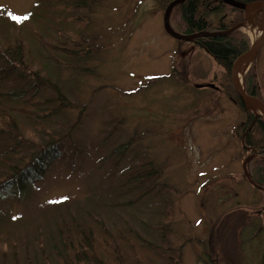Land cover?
Segmentation results:
<instances>
[{"label": "rangeland", "instance_id": "obj_1", "mask_svg": "<svg viewBox=\"0 0 264 264\" xmlns=\"http://www.w3.org/2000/svg\"><path fill=\"white\" fill-rule=\"evenodd\" d=\"M40 2L54 8L33 15ZM69 3L0 0V41L15 34L25 39L48 81L36 92L29 91L38 81L29 73L0 83V102L28 93L38 98L29 104L41 113L48 103L57 105L40 120L63 138L43 178L31 176L25 191L15 184L0 190V249L7 260L30 249L41 264L40 246L56 260L59 222L93 212L111 227L134 225L176 262L163 257L158 264H264V191L242 177L246 156L240 136L247 115L232 80L226 81L227 70L195 44L170 35L164 23L168 0H90L87 12L60 9ZM76 14L85 17L78 30L86 55L62 56L65 64H57L40 38L58 20L57 27L69 26L63 17ZM224 14L229 22L240 15L230 9ZM12 16L29 18L18 22ZM246 16L239 31L251 46L254 34L264 32V20L259 6ZM169 20L174 32L183 31L176 15ZM258 55L248 62L244 87L253 71L264 98V45ZM4 63L0 54V66ZM14 117L27 126L35 123ZM9 136L0 132L2 156L15 141ZM139 163L159 167L152 182L141 185L130 177L145 168ZM248 167L251 171L253 163ZM166 200L171 217L158 231Z\"/></svg>", "mask_w": 264, "mask_h": 264}, {"label": "trees", "instance_id": "obj_2", "mask_svg": "<svg viewBox=\"0 0 264 264\" xmlns=\"http://www.w3.org/2000/svg\"><path fill=\"white\" fill-rule=\"evenodd\" d=\"M62 1L70 3L65 4L66 7L60 6V9L66 8L78 13L89 10L88 1L90 0ZM168 1L170 3L172 0ZM239 1L252 3L255 0ZM49 2H40L32 14L37 16L40 12L46 13L48 8H54ZM227 9L239 12L240 15L229 22L224 17L225 14L222 15ZM171 15H176L180 22L179 25L183 30L180 34H196L190 39L178 40L182 44L193 43L199 49L213 56L217 64L227 70L229 78L226 81L231 82L230 74L235 60L250 47L245 36L239 31L240 24L245 22L246 10L231 6L225 0H183L173 7ZM49 17L53 21L56 20L54 16ZM63 18L65 19L62 20L70 22L69 26L57 27L58 20L51 34L40 38L43 43L41 46L46 50L45 54L50 55L57 64H65L62 59L64 56L80 58V56L86 55L78 30V26L85 22V17L76 14ZM16 35L18 34L0 41V54L5 59L4 65L0 66V83L24 79V74L29 73L38 80L29 88V91L36 92L43 85H47L46 77L41 74L46 70L32 45ZM258 54L253 63L256 62ZM256 75L253 71H249L246 78V91L264 101ZM158 78L160 77L157 76L156 79ZM154 80L151 79L149 83ZM27 94H21L13 102H0V132L8 133L15 138L14 142L5 147L4 156L0 154V162L4 164L0 163V190L12 184H15L20 192L27 190L29 178L33 175L36 180L43 178L47 165L61 151L59 140L63 138L57 136L56 133L53 135L48 125L40 120V117L45 114V116L51 115L53 107L57 105L50 107L48 106L50 103H48L49 110L45 109L41 113L39 109H33L29 104H35L38 98H30ZM57 99L62 100L63 98L59 96ZM19 102L25 103L20 105ZM240 104L247 115L245 130L240 138L243 141L246 158L252 155L248 166L253 163V169L249 171L248 167V171L251 178L258 184L256 188L264 191V116L259 115L256 118V111L251 104L246 105L241 100ZM15 114L19 115L24 122H26V118L33 119L34 126L24 125L22 121L14 117ZM52 119L54 118L52 117ZM40 130L44 131L42 136ZM257 131L263 135L262 139L256 137ZM25 146L35 149L26 154L21 151ZM248 151L252 153L247 155ZM7 156L8 159H6ZM139 165L145 166V168L141 167L130 175L136 182L143 185L152 182L157 177L159 167L144 163H139ZM242 177L249 181L244 172ZM169 204V200L163 204L164 208L160 213V221L163 223L155 225V229L158 231L167 228L166 224L171 217ZM13 249L15 248L11 247L10 251ZM53 251L56 260L49 258L44 247L40 246L43 261L41 264H158L163 257L168 258L169 262H173V257L163 246L150 240L134 225L128 223L124 226L111 227L104 217L93 212L83 214V216L72 215L61 220L53 244ZM31 253L30 249H26L21 254L15 253L13 257H9L11 260L8 261L7 253L0 249V264H39Z\"/></svg>", "mask_w": 264, "mask_h": 264}, {"label": "water", "instance_id": "obj_3", "mask_svg": "<svg viewBox=\"0 0 264 264\" xmlns=\"http://www.w3.org/2000/svg\"><path fill=\"white\" fill-rule=\"evenodd\" d=\"M183 0H172L166 10H165V14H164V23H165V28L167 29V31L170 33V35H172L174 38L176 39H181V40H187L190 39L192 37H194L196 34L194 35H183L177 32H174L171 28H170V23H169V17H170V13L173 9V7L180 3ZM229 5L234 6V7H239V8H243L248 10L250 8L251 5H257L260 6L261 8V15L262 18L264 19V0H257L254 1L252 3H245V2H241L238 0H225ZM199 35V34H197ZM264 45V32L261 36V38L259 39V41L256 44H253L247 51H245L244 53H242L234 62L232 69H231V79H232V83L233 86L235 88V90L237 91L238 95L240 96L241 100L243 101V103H245L246 105L251 104L254 106H258L259 108V112L256 113V118L259 117V115H263L264 116V101L252 94H249L246 92L244 85L242 86L239 81H238V70H239V66L241 65V63L248 59L249 57L255 58V56L257 55L259 49ZM201 87H216L213 83H206V84H200ZM251 128V127H250ZM252 155H250L243 163L244 166V171L246 176L248 177V179L255 185L258 186V184L251 178L250 174L248 173L247 170V163L251 160Z\"/></svg>", "mask_w": 264, "mask_h": 264}, {"label": "bare ground", "instance_id": "obj_4", "mask_svg": "<svg viewBox=\"0 0 264 264\" xmlns=\"http://www.w3.org/2000/svg\"><path fill=\"white\" fill-rule=\"evenodd\" d=\"M263 34V30L261 31H257L254 36H253V40H254V43L256 44L259 39L261 38ZM249 60H251V57H249L248 59L244 60L241 65L239 66V70H238V81L239 83L243 86L244 85V78H245V74L247 72V69L249 67Z\"/></svg>", "mask_w": 264, "mask_h": 264}, {"label": "snow or ice", "instance_id": "obj_5", "mask_svg": "<svg viewBox=\"0 0 264 264\" xmlns=\"http://www.w3.org/2000/svg\"><path fill=\"white\" fill-rule=\"evenodd\" d=\"M29 17L28 16H24V17H18V16H12V19L13 20H16V21H20L21 19H23V20H27Z\"/></svg>", "mask_w": 264, "mask_h": 264}]
</instances>
